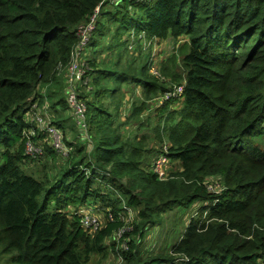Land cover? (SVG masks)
Returning <instances> with one entry per match:
<instances>
[{
	"label": "trees",
	"instance_id": "obj_1",
	"mask_svg": "<svg viewBox=\"0 0 264 264\" xmlns=\"http://www.w3.org/2000/svg\"><path fill=\"white\" fill-rule=\"evenodd\" d=\"M100 4L95 33L109 22L145 31L150 40L187 36L177 48L183 74L170 72L173 81L185 82L174 98L182 106H160L168 112L163 130L157 128V139L163 142L167 134L169 156L179 161L175 178L159 180L150 170L145 136L135 143L113 126L111 112L83 93L89 133L81 139L91 146L90 126L98 136L90 157L84 145L74 146L52 178H37L26 167L27 100L45 87L49 98L62 91L77 28ZM108 4L0 0V264H86L92 254L105 253L106 239L123 225L124 203L140 207L132 231L143 236L157 222L154 216L197 200L212 204L201 208L207 214L192 218L172 246L188 261L144 258L139 242L131 239L124 264H264V0H122L106 9ZM141 67V76L133 79L144 84L146 99L173 85L151 76L148 63ZM99 79H93L96 86ZM52 105L70 107L63 97ZM147 106L146 101L135 105L129 119ZM89 111L95 113L88 116ZM65 121L56 123L64 127ZM48 152L55 157L46 145ZM213 175L222 178V193H210L204 185ZM83 208L110 209L115 219L89 232L80 222Z\"/></svg>",
	"mask_w": 264,
	"mask_h": 264
},
{
	"label": "rangeland",
	"instance_id": "obj_2",
	"mask_svg": "<svg viewBox=\"0 0 264 264\" xmlns=\"http://www.w3.org/2000/svg\"><path fill=\"white\" fill-rule=\"evenodd\" d=\"M107 1H109L110 4L107 5L106 9H114L116 4L118 5L122 0ZM94 33L91 36L93 38H91L89 45H84L81 52L87 63L91 60L96 66L93 67L92 64L91 66L89 65L91 68V70H89L90 74H87L89 84L87 87L82 85L78 87L79 92L80 94H86L88 100L95 101L100 110L104 108L111 112L110 115L113 116L111 118L114 121L113 126L115 128L117 127L124 135L133 138L135 143L137 142V138L139 139L145 136L143 145L146 149H149L146 156H148L152 166L154 160L163 152L165 145L168 146L166 147V154L169 156L170 141L167 134L163 142L157 139V128L163 130L164 116L167 114L168 110H163L161 107L157 110V108L151 104L155 102V104L162 106L165 103H169L170 109H179L182 106V101L175 104L177 101L175 102L174 98H172L159 103L158 99L161 98L165 92L152 99H146L148 93L143 87L144 84H142L141 81H135L136 79H133V76H141V65L148 63V73L157 78L160 82H164L166 86L172 84L184 85V81H182V84H178V81H173L171 79L173 74H170V72L176 71L183 74L182 58L178 55L177 48L187 40V36L176 38L169 34L167 38L162 40L155 38L154 40H150L147 38L145 31L137 33L131 29L117 28L116 24L109 22L106 23L104 30ZM140 45L144 46L140 47ZM144 47L146 49H144ZM174 54H176L179 59L176 58ZM172 57L173 59H171ZM164 59H167V61L165 62ZM153 69H155V71ZM66 74L67 73L64 71V77H62L63 80L61 82L62 91L57 92L55 97L49 98L47 88L45 87L41 90V95H35L27 100L25 119L28 122L32 121L36 113L51 117L53 123L64 133L66 139L65 143L68 146H73V151L74 146L77 148L80 145H84L86 147L85 152L88 154V157H90L89 152L93 150L94 140L98 138L96 135L97 132L93 128L91 129L90 126L93 143L88 147L85 144L86 142L82 140L85 136L84 129L77 128V124L75 123L76 113L73 107H71L68 94L74 87L67 81ZM95 77H100L98 86L93 83ZM85 85H87V83H85ZM117 87H119L120 90L115 93L114 89ZM98 89L99 91L101 90L100 95L97 93ZM62 97L67 102L68 106L70 105V107H68L69 109L66 111L64 110V105H59L58 108H54L52 105L53 102L55 103ZM143 101H146L148 109H145L140 116L129 119L133 107L135 105H140ZM172 101L174 102L172 103ZM94 113L95 112L89 111L88 116ZM64 118H66V124L64 127H60L56 122L60 121L61 123V120ZM177 121L178 118L175 117L174 122ZM89 138L91 139L90 135ZM2 149L3 148L0 146L1 160ZM29 159L26 167L29 170L33 169L38 175H34L37 178L43 175H48L52 178L62 169L61 159L56 153L55 157L53 153L48 152L41 158L29 157ZM168 166L167 164V167ZM170 166V171H168L170 174L167 180H170L169 178H175L173 173L179 170V161L172 160L171 158ZM158 179L162 180L159 177ZM204 185L210 193L214 194H218L223 189L225 190L220 176L213 175L206 177ZM211 186L213 189L209 190ZM210 204L212 203L208 201L197 200L188 207L174 205L171 209L160 213L158 216H154L153 219L157 222L155 224H149L143 236H140L139 230L137 232L132 231L133 223H135L138 218L137 213L140 207L128 206L127 208V205L124 203V210L120 212L119 217L123 225L120 226L111 237L106 239V245L108 246L105 253L92 254L90 260L86 264H124L123 253L128 251V241L131 239L134 243L139 242L140 253L144 258L152 256L159 258L174 257L177 260L188 261V257H183L181 254H174L172 252V246L183 238L186 226L192 218H203L207 214L208 211L205 210L203 212L201 208ZM127 209H129L130 213H128ZM111 214L112 211L110 209L104 210L99 214L102 220V227L106 225V221ZM122 229H124V231L119 234V231ZM152 264H157V262H153Z\"/></svg>",
	"mask_w": 264,
	"mask_h": 264
},
{
	"label": "built area",
	"instance_id": "obj_3",
	"mask_svg": "<svg viewBox=\"0 0 264 264\" xmlns=\"http://www.w3.org/2000/svg\"><path fill=\"white\" fill-rule=\"evenodd\" d=\"M148 1V0H141ZM101 11V4L96 7L90 20L84 24H81L77 28L78 42L72 49V55L69 63L66 67L67 81L74 87L73 90L69 91V100L71 107L75 110L76 121L80 128L84 129L85 134L88 131V118H87V105L86 99L80 97L79 88L82 86H88L89 80L87 74H90L91 68L90 63L86 62L82 55L81 49L84 45H89L91 36L94 33L98 16ZM90 65V66H89ZM155 71V69H153ZM87 83V85H85ZM184 85H173V88L166 91L165 94L158 99L159 103L170 100L183 93ZM31 126L26 127L23 130V140L25 143V153L30 158H41L45 154L46 145H49L54 149L60 159H67L72 153V147L65 143V135L60 129L53 123L52 118L49 116L36 113L35 117L30 121ZM41 136V137H40ZM166 147L164 146L161 155L154 160L150 170L156 174L160 179H167L170 171V160L171 158L166 154ZM167 164L169 165L167 167ZM213 189L211 188L209 190ZM128 208V206H127ZM128 213L129 209H127ZM80 222L85 230L89 232H96L102 228V220L99 216L100 212L96 210L83 208L79 212ZM113 213L109 216L106 222L114 221ZM124 229L119 231V234Z\"/></svg>",
	"mask_w": 264,
	"mask_h": 264
},
{
	"label": "crops",
	"instance_id": "obj_4",
	"mask_svg": "<svg viewBox=\"0 0 264 264\" xmlns=\"http://www.w3.org/2000/svg\"><path fill=\"white\" fill-rule=\"evenodd\" d=\"M152 103V102H151ZM175 104H178V102L177 103H175ZM152 106H154L155 108H158V107H160L161 105H157V104H155V102H153V104H151ZM77 122V121H76ZM174 169V168H173ZM97 212H100V213H102L103 211L102 210H96Z\"/></svg>",
	"mask_w": 264,
	"mask_h": 264
}]
</instances>
